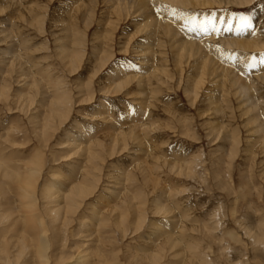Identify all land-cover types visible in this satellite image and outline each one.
<instances>
[{
	"label": "bare ground",
	"instance_id": "6f19581e",
	"mask_svg": "<svg viewBox=\"0 0 264 264\" xmlns=\"http://www.w3.org/2000/svg\"><path fill=\"white\" fill-rule=\"evenodd\" d=\"M30 1L32 0H2V3L4 4H0V44L10 46L5 53H0V102H5V105L7 106L6 103L8 101H13V105L16 103L18 106H22V112L30 118L29 120L31 123L36 127V129H38L35 131V134L36 139L40 144L46 147L49 146V143L53 142L52 140L55 137L56 132L61 126L66 124L70 114H72V109L75 107H73V94L69 90V92L62 90L60 93L59 91H61L60 88L62 86L58 88L60 83L58 79L53 82L51 81L50 84L49 81H46L48 80V77L44 80L45 78L42 77V73H39V76L38 73L35 71L33 72L34 68L29 66L30 63L27 59V50L25 51L22 46L24 38L20 36V38H16L20 29L30 31V28H35L40 35L43 36L46 34L47 29V34L50 32L49 35L56 44L55 56L58 57L59 61H61L62 65H64L66 71L73 74L74 72H79L81 69H87L86 72L89 73L88 80L85 84L75 87V89L81 94V96H77L80 102L84 104H86V102H93L95 95L94 84L98 85L99 91L105 97L106 95L112 96L119 93L121 94L125 91H127L128 95H130L134 86L142 91V94L141 98L134 99V101H138L140 103L137 102L138 105L136 107L138 108H136L133 113L134 119H131V121L127 120V125H129L127 126L129 127L128 130L118 133L114 130L113 133L110 132L111 134L108 136V140L112 144L111 145L108 142L109 145L112 146H109L110 149L108 146L107 148L104 146V143L107 140L103 143L102 140H98L97 138L95 139L96 134L93 131L94 127H86L82 125L83 122H81L82 124L76 122L74 126H72L71 130L70 128L69 130L67 128V131L63 135L64 139H61L60 143L56 141L55 144L56 146L62 145L63 148L72 152V154L66 156L65 158L67 159L66 161L70 162V169H68L71 172L70 174L68 173V175H64V173L61 172L62 169L60 170L57 167L49 168L50 166L47 165V161L44 158L45 156H42V153L38 150L39 155L37 157L35 156L36 158L34 159H32V157L27 161L25 160L26 163H22L24 166L20 164L22 165L20 168L15 167L17 164L12 166L9 165L6 160L0 159V237L2 238L5 235L7 238L9 237L8 240H5L6 238L3 237L5 243L3 244L2 242L0 244V254L5 255L3 258H0V264H100L99 261H103V250L98 248L96 254H94L95 252H92V248H89L88 244H81V246L76 245L72 251L73 255L71 257L69 256V259H66L67 256L65 258L62 256L56 258L57 255L54 253V244L51 239L54 232H52V229H54L52 227L53 225L55 226L59 223L68 227V225L74 221V218L80 215L79 217L82 216V218H80L82 221L79 220L81 221V223H79L81 227H87L84 223H91L90 226L87 227L89 230L85 228V231L87 230L86 236H83L86 239H90L89 241L91 242L93 237L91 236V233L93 234L96 232L97 227L100 228L102 224L108 223L105 216L104 218L106 220L101 217L103 216L102 211L105 208H109L110 210V203L116 204L120 195L122 196L123 194L125 195V193L129 192V188L127 187L128 185L126 186L125 184V171H123L120 167L124 164L120 166H113L112 169H110L114 173L115 171L122 172L119 177L117 175H115L117 176L115 178H113L114 176L111 177L114 181L113 183H110V186L109 184L104 186L103 191L109 195L106 196V198L104 195H98V199L96 201L97 203L94 204L93 202V206L90 205L85 208L86 211L88 210V207H90L91 210L89 215H81V213L84 212L83 208L85 206V202L87 205V201L89 199L95 198L96 189H98V183H100V178L98 177H94V182L91 181L92 178L90 179L91 182L86 179V176L90 174L88 171L91 172L92 169H90L89 165L92 166L94 170H97V172H103L104 166L102 165L106 162L105 159L107 157H113L117 153L128 151L129 149L127 150V148L130 145L128 144L129 142H133V145L136 143V146L141 144V136H147V133L149 134L151 127L154 125L153 123L149 124V122H147L149 112L146 108L147 106L149 108L153 107V103L157 102L155 101L157 98L156 95L159 94V92H161L160 90L165 86H167V90L179 91L182 89L191 107L195 108L198 107L199 104H203L204 109L201 111V115H216L217 117L214 118V120H216L222 112L224 113V105L228 102L230 104L231 98H235V100H237L236 102H238L237 105H239L238 110L240 111L241 118H247L248 115L250 116L252 114L250 119L247 120V124L245 123V126L251 131L250 135L257 137L256 141L258 140L259 144L257 147L260 148L259 150H262L261 152L264 155V125L260 123L259 119H257V112H260L263 109L264 113V96L262 95V88L264 87V43H262V39H260V32L256 31L255 28H253L249 22H247L244 17L240 15V13L235 14L229 13V11H221L210 14L203 12V10H198L206 7H214L215 5L219 7L230 4H234L238 7L245 6L251 0H102L103 7L100 10V14H98V9L101 4V0H68L65 8L63 9L61 7V12L56 14L59 15V17L57 16V18L53 20L52 18L50 19L51 23L47 21V19L51 17H48L49 7L45 6L43 8L42 15H35L36 13H34V11L36 12V10H34L35 8L33 5H30ZM49 1L52 3L55 0ZM5 5L8 7L5 8ZM20 7L22 10H20ZM12 8L14 9L11 10ZM155 8L159 9V16L154 14ZM14 18L19 19V22L17 23ZM96 21V29L98 32L93 34L92 52L87 55V46H85V43L83 46V43L79 42L77 32L81 22L87 32L92 29ZM128 23L131 25L127 28L128 32H125L126 28L123 29L124 32L122 33L118 46H116L115 38H117V32L122 29V25L125 26V24ZM180 25L182 27H180ZM183 25L186 26V28L194 27L198 34H195V37L193 38H188L187 36V38H185L181 36V34H183L181 29H186ZM58 26L60 34H62V38H60L61 36L59 35L57 36L58 33L54 32V28H57ZM201 26H206L208 31H204ZM129 28H132V31L129 32ZM117 48L120 53L126 55L133 53V55L140 60V65L145 68L135 67L134 65L125 66L118 62V64H116L117 66L114 65V68L112 67L113 69L111 68L107 74L102 76L104 77V81L99 80L96 82L97 77H99L100 74H103L112 62L114 57L113 50L115 49L116 51ZM91 62H95L96 66L94 68V65H92ZM9 72L12 75H15L14 78L17 77L15 83L18 89H23L22 92L18 93L16 96L13 95V97H11V91L15 86L14 82L12 81L8 83L3 81L4 75ZM41 84L46 87L44 92H46V94L49 93L50 95L49 96L47 94V98L41 93ZM208 85L210 89H208ZM57 88L60 90L58 91ZM32 90H35L33 91V94ZM101 93L100 95H102ZM133 93L132 96L134 95ZM35 95L44 97V99H42L38 104L45 109L48 105L50 110H45L46 115H43L44 117L42 120L37 115H34L31 110L38 102H35V100H37ZM109 103L110 102L108 101L103 102L99 108L100 111L96 112L93 117L90 116L92 120H96L97 122L102 121L109 125L113 121V123H115V119L113 117L115 113H112L114 108L112 109L108 106L107 104ZM167 108L169 109V107ZM170 112L171 111L167 114ZM261 112L258 113V115L260 114L261 116ZM127 118L129 119L130 116ZM174 118H176V116ZM179 118L180 117L178 115V120ZM175 120H177V118ZM213 124L214 123L211 125ZM112 125L114 127V124ZM223 125H225L223 121H221V123L217 122V124L210 127V133L211 135H214L217 140L225 139V141H231L232 143L234 141L232 148L226 151V155L231 157L236 153L237 147L235 146V143L238 144L240 142L239 139L237 140V138H235L236 134L232 135L231 133H228V129L226 130L228 126ZM250 125L251 127L254 125V129H249ZM115 130H118V128ZM11 133L9 131L6 133V136L9 137ZM12 137L16 136L13 135L11 138ZM253 139L254 138H252V140ZM252 140L251 138H248L246 141V145H248L247 148L249 149L244 150V153H247V155L252 151L253 146L251 147L250 145ZM137 143H139V145H137ZM11 144L13 143H10V145ZM140 147L141 152L146 151L142 148V146ZM149 154L151 153L149 152ZM9 155L12 154L9 153ZM249 156L252 155L250 154ZM255 156H257V154ZM139 158L140 157L138 155V159L136 158L134 161L136 162ZM159 160L160 159L158 158V162ZM131 161V163H133V160ZM183 162L184 164L182 166H178V163L172 164L167 162V166H172L171 171H177L179 175L184 173L192 174L195 162L191 159ZM136 167V169H139L140 166ZM143 167L144 165L141 166L142 171L145 169V167ZM49 169V175H51L47 178L45 172L49 171ZM113 172L111 175H114ZM129 178H127V180ZM6 187L8 188L6 192H8L10 188L14 195H16L18 201V206H16L18 211L12 210L11 202L6 197L7 194H9H6L5 192ZM130 193L132 194V192ZM10 194L12 193L10 192ZM162 196L163 198L154 199L149 206L152 211H158L155 213H162V216L164 214V216L166 215L167 217L171 211L168 212L169 209L167 208V205V207L163 206L161 208L165 201L163 200L164 194ZM169 200L171 201V199ZM4 201L6 205H4ZM125 202L126 204L128 203V197ZM127 205L129 206V204ZM139 205L140 204H138L137 207L134 203V206L138 208L135 209L138 210L137 213L143 210V206H141L142 204L140 206ZM16 206L14 207L13 205L14 208H16ZM113 206L114 208L111 209L112 211L110 210L111 215H115V212H117L115 205ZM131 211V215H133V206ZM135 213L136 211L134 214ZM135 215L133 216L135 217ZM113 217L116 218L117 216ZM85 218L88 222H83V220H86ZM141 218L145 219L142 216ZM126 220V212L120 211L119 217L114 224L118 229H121L124 225V221ZM136 222L138 224V220ZM174 223L177 222L175 221ZM129 225L131 224L129 223ZM17 226H19V228H16ZM152 226L153 232L150 231V240L147 239V241H151V243L153 241L152 244H156L163 237H165V239H167V245L165 246L171 247L174 252L172 253L174 255V259L182 257V255L185 256L189 250H187V248L191 249V247H188V244H186V241H184V237L179 235L180 233H175L176 236H173L172 230L167 229V223H153ZM182 229L183 228L180 229V232L183 233ZM55 231L59 230L55 229ZM81 231V233H83V230ZM110 231L108 233H110ZM251 231L252 230L246 229L245 233L249 234V238H251L254 242L259 243L261 240L259 236L261 235H257V237L256 234ZM10 232H13V234L22 233V236L18 239L15 236V240L13 239L14 236H11L12 233ZM97 241H99V239ZM11 242L12 245L14 243L12 246V248L15 249H13L14 252H12L10 247ZM96 244H98V242L94 244L97 248ZM184 244L186 245L184 246ZM180 245H182L185 249H183V252L178 251L177 247H180ZM27 248L31 250L30 256L32 259L30 261L27 259V257L30 258L27 253ZM62 248H65V246ZM168 249L169 248H167V250ZM10 250L14 254H12ZM167 250H163L162 247H160L158 251L154 252V255L153 253L150 254L153 256L152 258L150 256V258L147 259L148 263L161 264V262L165 260L164 258L166 256L164 255V252ZM143 251H146L145 253L147 255V253H149L148 251H151V249L148 248ZM9 252L12 254L11 256L6 254ZM144 252L142 254H145ZM140 257L144 258L142 255ZM185 258H183V260ZM118 262H112L110 264H118ZM103 263L105 262L103 261ZM106 264H108L107 261Z\"/></svg>",
	"mask_w": 264,
	"mask_h": 264
},
{
	"label": "rangeland",
	"instance_id": "374dc122",
	"mask_svg": "<svg viewBox=\"0 0 264 264\" xmlns=\"http://www.w3.org/2000/svg\"><path fill=\"white\" fill-rule=\"evenodd\" d=\"M67 1L68 0H55L52 3H50L49 0H32L30 1L31 2L30 5H33V7L35 8L34 9L36 10V12L34 11V13H36L35 15L38 14L42 15L43 8L45 6H48L49 7L48 17L50 16L51 17L47 19V21L51 23L50 19L52 18L53 20L56 19L57 16L59 17V15L56 14L61 12L60 10L61 7L63 9L65 8ZM1 3L2 0H0V4ZM230 5H223L221 7L215 5L216 7L215 6L206 7L198 10L201 11L203 10V12L210 14L218 13L221 11L222 12L229 11V13H235V14L240 13V15H242L244 19L247 22H249V24L253 28H255L256 31L260 32V39H262V43H264V0H251L245 6H239V7L234 4H230ZM4 7L7 8L8 6L5 5ZM102 7L103 4L101 0V4L98 9V14H100L101 12L100 10L102 9ZM13 9L14 8H12L11 10ZM20 10H22L21 7ZM154 12L155 15L157 16L160 15V11L158 8H155ZM14 19L15 21H17V23L19 22V19L17 18ZM97 21L95 22L92 29L87 32L85 31L86 29L83 23L81 22L79 26V30L77 32V37L79 39V42L83 43V46L84 43L85 46H87L86 47V49L88 50L86 51L87 55H89L90 52H92L93 34L98 32L96 29ZM130 26H131L130 23L125 24V26L122 25V29H120L117 32V38H115L116 46H118L122 33L124 32L123 29L126 28L125 32H128L127 28ZM180 27L182 26L180 25ZM184 27L186 28V26ZM130 31H132V28H129V32ZM54 32L58 33L57 36L59 35L61 36L60 38H62V34H60L59 26L57 28L56 27L54 28ZM181 32L183 33L181 34V36L185 38L187 37L193 38L195 37V34H198L194 29V27L193 28L187 27L186 29L183 28L181 29ZM49 33L50 32H48L47 34V29H46V34L43 36L40 35V33L35 28L34 29L30 28V31L26 29L25 30L20 29V31L16 35V38L18 39L19 36L24 38L22 46L24 47L25 51L27 50L26 51V54L28 55L27 59L30 63L29 66L31 68H34L33 72L35 71L38 74L42 73L43 74L42 77L45 78L44 80H46V77H48L47 78L48 80L46 81H49L50 84L51 81L53 82L58 79V81H60L58 88L62 86L60 88L61 91H59L60 89L57 88L58 91L60 93L62 92V90L63 91L66 90V92L70 91L73 94V107L74 106L75 107L72 109L71 112L72 114H70V117L68 118L66 124L64 126H61L62 128L61 127L60 129L58 128L59 130L56 132L54 137L55 139L53 138L52 140L53 142H50L49 146L46 147L40 144L39 141H37L35 131H37L38 129H36V127L31 123V121L29 120L30 118H28V116L22 112V106H18L16 103L15 105H13L12 103L13 101H8L6 103L7 106L5 105V102H0V136H1L0 159L6 160L7 163H9V165L12 166H15L17 164L15 167L20 168L23 165L22 163L24 162L26 163V161L29 160V158L30 159L32 157H33L32 159L36 158L39 155L38 154L39 151L42 153L41 154L42 156H45L44 158L47 161V165L50 166L49 168L57 167L60 170L62 169L61 172L64 173V175L65 174L68 175V173L70 174L71 172L69 170L70 162L66 161L67 159L65 158L66 156L72 154V152L68 151V149L66 148H63L62 145L56 146L55 144L56 141L60 143L61 139H64L63 135L67 131V128L68 130L69 128L71 130L72 126H74L76 122L80 124H82L81 122H83L82 125L86 127L88 126L92 128L94 127L93 131L96 134L95 139L97 138L98 140H102L103 143L107 140L104 143V146H106V148L108 146V148L110 149V147H112L111 146L112 144L108 140L109 139L108 136L114 131L115 132L117 131L118 133L128 130L129 127L127 126L129 125H127V120L131 121V119H134L133 113L135 112L136 108H138L136 107L138 103H140L138 101H134V99L141 98L142 91H140L139 89H137V87L134 86V89L131 90L132 93L134 92L133 93L134 97L132 96V93L128 95L127 91L112 96L106 95L105 97L99 91L98 85L94 84L95 95L93 102L92 103L86 102V104L80 102L78 100L79 99L78 97L81 96V94L75 89V87L85 84L86 81L88 80L89 73L86 72L87 69L86 70L81 69L79 72L77 73L74 72L73 74L68 73L64 65H62L61 61H59L58 57L55 56L56 44L53 42V39L49 35ZM9 47H10L9 45L0 44V53H5ZM113 53H114V57L112 59V62L108 66L107 70L103 74H100L99 77H97L96 82H98L99 80L104 81V77L102 76L107 74L112 67L114 68V65L118 64V62H120V64L125 66L134 65L135 67L145 68L140 65L139 63L140 60L137 59V57H135L133 53L126 55L120 53L118 48L116 49V51L114 49ZM53 54L55 57L53 56ZM91 64L94 65L93 68L96 66L95 62H91ZM7 74L10 76H8ZM7 74L4 75L3 81L8 83L12 81L14 82L15 86L14 88H12L11 91L12 94L11 97H13V95L16 96L18 93L22 92L23 89H18V87L16 86L15 81L17 77L14 78L15 75H12L10 72ZM40 86H41V93L43 94V96L45 95L47 98L49 93H47L48 94L47 95L46 92H44L46 87L42 84ZM165 87H163L160 90L161 92H159V94L156 95L157 98L155 101L157 102L154 101L155 103H153V107L149 108L147 106L146 108V110L149 112L147 117L148 118L147 122H149V124L153 123L154 128L151 127L150 130L152 132L149 131V134L147 133V136H141L142 137L140 142L141 144L139 145V143H137V145L139 146H136L135 145L136 143H134L133 145V142L132 143L129 142L128 144L130 145L127 148V150L129 149L128 151L126 152L124 151L123 153L122 152L117 153L113 157L106 156L107 157L105 159L106 162H104L102 165L104 166L103 172L102 171L97 172V170H94V168L89 165L90 169L92 168L91 169L92 174L90 171H88L90 174L87 175L88 177L86 176V179L90 181V179L92 178L91 181L94 182L95 180L94 177L100 178L99 181L100 183H98V187H97L100 190L96 189L95 198L89 199L90 201L89 200L87 201V205L85 202L84 204L85 206L83 208L84 212L81 213V215L82 214L89 215V212L91 210L90 207H88V210L86 211L85 208H87L86 206H90V205L93 206L94 204H96L98 195H104L105 198L106 196L109 195L103 191L104 186H106V184L107 185L109 184L110 186L111 185L110 183H113L114 181L113 178L117 176L119 177V175L122 172V171H115L114 173L110 169H112L113 166H117V165L120 166L124 164L123 166L120 167L121 169H123V171H125V175H126L125 184L126 186L128 185L127 187L129 188V192L125 193V195L124 194L122 196L120 195L119 200L116 201L117 203L115 202L116 204H111V203L109 204L111 207L110 210L113 209L114 208L113 205H115L117 212H115V215L114 214L111 215L110 212L112 210L110 211L109 208H105L102 211L103 216L101 217L103 219L107 218V220L106 219L105 220L108 221V223L102 224L100 228L97 227L96 229L97 231L95 230L96 232H94L95 234L91 233V236H93L91 242L89 241L90 239H86L85 237H83L86 236L87 230H89V228L87 227L90 226L91 223H84L85 225H87V227H85L87 228V230L85 231V228H83V226L81 227L79 224L82 221V219H80L82 218V216L79 217L80 215L74 218V221L72 220L73 221L71 222L72 224L70 223L68 227L64 226V224L62 223H59L55 226L53 225L52 228L54 229H52V232L53 231L54 232L51 239L54 244V248H53L54 253H56L57 255L56 258L61 256L65 258L67 256L68 258L66 257V259H69L73 255L72 251L74 250V247L76 245L81 246V244H85V245L88 244L89 248H92L91 249L92 252L93 253L95 252L94 254H96L98 248L103 250V254H104L103 261L105 263H103V261L101 262L99 261L100 264L102 263L106 264V261L108 264L118 261H119L118 264H149L147 259L150 258L151 256L150 254L153 253L154 255V252L158 251L160 247H162L163 250H167V248H169L167 251L164 252V255L166 257L164 258L165 260L161 262V264H186V262L187 264H264V227H263L264 226V155L261 152L262 150H259L260 148L257 147L259 145L258 140L256 141L257 137L250 135L251 131L248 130V128H246L245 126V123L247 124V120L250 119L252 114L250 116L248 115L249 117L247 116V118L245 117L244 119L243 117L241 118L240 111L238 110L239 105H237L238 102H236L237 100H235V98H231L230 104L228 102L224 105V110H225L224 113L222 112L221 115H219L218 118L214 120V118L217 117L216 115H211V116L210 114L209 115L206 114V116L201 115V111L204 109L203 104H199V106L195 108L191 107L182 89L179 91L178 90L174 91V90H167V86ZM208 89H210L209 85H208ZM262 89H263L262 95L264 96V87ZM33 91L35 90H32V94L34 93ZM98 92H100L102 95H100V93ZM35 96L37 97L36 98L37 100H35V102L36 101L38 102L31 110L33 111L34 115H37L42 120V118L44 117L43 115H46L45 110L46 109L47 111L50 110L48 105L46 106L45 109L42 106H39L38 104L42 99H44L45 96L44 97H40L39 95H35ZM105 100L110 102L107 105L110 106L112 109L114 108V111L112 110V113L116 114L113 115L115 119V123H113L114 122L113 121L112 123H110V125L105 124L102 121L97 122L96 120H92L91 118L94 116L96 112L100 111L99 108L101 107V104L103 102H106ZM167 107H169L170 110ZM167 111L168 112L171 111V112L167 114L168 113ZM261 111H260L261 116L260 114L258 115V113L260 112H257V119H259L260 123L264 125L263 109ZM175 113L179 115L180 121L178 120V115ZM127 114L130 116L129 119L127 118L129 117ZM173 115L174 117L176 116L177 120H175L176 118H174ZM221 121L225 123V125L223 126H228V128H226V130L228 129L227 132L231 133L232 135L236 134L235 138H237V140L239 139L240 142L238 143L240 146L237 143H235V146L237 147L236 153L231 157H229V155H226L227 154L226 151L232 148V146L234 145V141L232 143L231 141H225V139L217 140L215 139V136L211 135L210 133V127L217 124V122L221 123ZM212 123L214 124L211 125ZM112 124H114L115 128L113 127ZM250 127L249 129H254V125L252 126L253 128ZM116 128H118V130H115ZM9 131L10 133L11 132L12 133L9 137H7L6 133H8ZM13 135L16 137L11 138V136ZM248 138H251V140L252 138H254L250 144L251 147L253 146L252 151L250 153L252 156H249L250 155L249 153L248 155L247 153H244L245 152L244 150L249 149L247 148L248 145H246V141ZM223 140L225 141V143ZM108 142L111 145H109ZM10 143H13L15 146L13 144L10 145ZM140 146H142V148L146 151L141 152ZM148 148L151 150H149ZM149 152L151 154H149ZM252 152L255 154H253ZM9 153H11L12 155H9ZM256 154L257 156H255ZM138 155L140 158L135 162L134 159L136 158L138 159ZM158 158L160 159L159 162H158ZM190 159L195 162V165L193 167L195 172L193 171L192 174L184 173L179 175L177 171H171L172 166L169 165H168L169 167L167 166V162H170L172 164L178 163V166L179 165L182 166L184 164L183 161ZM131 160H133V163H131L132 162ZM143 165L145 167V169H143V171L145 170L144 171L145 174L141 168V166ZM136 166H140L139 169H136L137 168ZM148 171L151 173H149ZM49 172L50 169L49 171L45 172L47 178L48 176L51 175V174L49 175ZM112 172L114 173V175H111ZM108 174H110L111 176ZM127 178L129 179L127 180ZM6 188H5V192L8 190V188L7 189ZM9 191L12 194H10ZM9 191L6 192V194L9 193L7 194L6 197L11 202L12 210L18 211L17 210L18 201L16 195H14L13 191H11L10 188ZM130 192H132V194ZM163 194H164L163 200L165 201L162 204L161 208L167 205L168 207L167 206L166 207L169 209L168 212L171 211L167 217L166 215L164 216V214L162 216V213L161 214L155 213L158 211L155 212L152 211V209L149 206L154 199L163 198L162 196ZM11 197L13 198V200ZM127 197H128L127 204H129V206L125 202ZM169 199H171V201ZM134 203L136 204L137 207L138 204L140 205L142 204L141 206H143V210L137 213L138 210L135 209L138 208L134 206ZM4 205H6L5 201H4ZM13 205L14 207L17 205L16 208H14ZM131 205L133 206V211L134 212L136 211L135 214L137 215H135L133 212V215H135V217L131 215L132 214ZM120 211L126 212L127 215V220L124 221V225H123V227L125 226L124 227L125 229L123 227H121V229H118L114 224L117 218L119 217ZM113 216L115 217L117 216V217L114 218ZM141 216L147 220L142 219ZM87 219L83 220V222H86ZM137 220H138V224L136 222ZM141 220L142 221L144 220L143 221L144 223ZM133 221L135 224L133 223ZM161 221L163 223L168 224L167 229L172 230L173 236H176V234L180 233L179 235L181 237H184L183 239L184 241H186V244H188V247H191V249L187 248V250L188 249L189 250L187 251L186 255L189 256L182 255V257L179 258L177 257L174 259V255L172 254L174 252L171 249V247L165 246L167 245L166 243L167 239H165V237H163L156 244H152L153 241L152 243L151 241H147V239L150 240L149 234L151 233L150 231H152V227H153L152 224L153 223L162 224ZM175 221L177 223H174ZM129 223L131 225H129ZM180 226L181 228H183L182 229L183 233L180 232L181 229ZM16 228H19V226H17ZM245 228L252 230L251 232L255 233L256 236L261 235L259 236V238L261 239L260 240L261 243L259 242L260 243L259 244L258 242H254L251 238H249V234L245 233L246 232ZM55 229L59 231H55ZM81 230H83V233H81L82 232ZM109 231L110 233H108ZM55 232L57 235L55 234ZM10 233H12L11 236H14L13 239L15 240L16 238L18 239L20 236H22V233L19 234H13V232ZM3 237L6 238L5 240H8L9 238V237L7 238L6 235ZM3 237L2 238L0 237V240L2 239L0 241V244L2 242L3 244L5 243ZM96 239L97 240L99 239V241H97ZM97 242L98 244H96L97 246L96 248L94 244ZM186 244H184V246ZM13 245L11 242L10 247L12 252H14L13 251L14 248H12ZM64 246L65 248H62ZM56 247H57V251H56ZM94 248L96 251L94 250ZM142 248L143 250L150 248L151 251H148L149 253H147L146 255L145 253L146 251L144 252ZM177 248L179 252H183L185 250L182 245H180V247ZM141 250L145 254H142L143 252ZM30 251H31L30 249L27 250L28 256L30 257V258L27 257L28 261L32 259L30 256ZM110 251L111 252L113 251L112 254ZM10 252L6 254L10 256L14 254L12 252L11 254ZM141 255L144 256V258L145 257L146 258L144 259L140 257ZM4 256L5 255L0 254V258H3ZM183 258H185L184 259L185 261L183 260Z\"/></svg>",
	"mask_w": 264,
	"mask_h": 264
},
{
	"label": "snow or ice",
	"instance_id": "6c2138e0",
	"mask_svg": "<svg viewBox=\"0 0 264 264\" xmlns=\"http://www.w3.org/2000/svg\"><path fill=\"white\" fill-rule=\"evenodd\" d=\"M203 28L204 31H208L206 26H201Z\"/></svg>",
	"mask_w": 264,
	"mask_h": 264
}]
</instances>
